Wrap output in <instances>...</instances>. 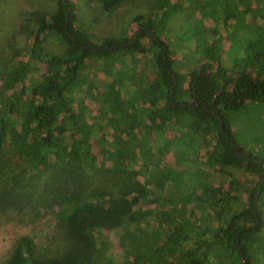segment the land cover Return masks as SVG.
I'll use <instances>...</instances> for the list:
<instances>
[{
  "label": "trees",
  "instance_id": "16d2710c",
  "mask_svg": "<svg viewBox=\"0 0 264 264\" xmlns=\"http://www.w3.org/2000/svg\"><path fill=\"white\" fill-rule=\"evenodd\" d=\"M50 1L54 13H33L0 39V223L47 220L50 231L41 242L15 239L0 264L257 262L244 244L264 228V134L254 139L258 150L245 149L232 124L251 107L264 109V54L244 40L259 31L264 39V0H148L130 34L98 43L77 26L76 3ZM84 1L97 19L126 0ZM176 13L184 17L180 58L161 39ZM48 38L57 50L45 52ZM149 44V82L112 74L115 64L137 67ZM231 47L244 62L226 67ZM93 58L112 66L101 91L85 72ZM109 77L125 99L106 95ZM252 120L245 117L246 128L264 127ZM162 147L181 166L155 159Z\"/></svg>",
  "mask_w": 264,
  "mask_h": 264
},
{
  "label": "rangeland",
  "instance_id": "374dc122",
  "mask_svg": "<svg viewBox=\"0 0 264 264\" xmlns=\"http://www.w3.org/2000/svg\"><path fill=\"white\" fill-rule=\"evenodd\" d=\"M72 2L76 3L77 5V26L80 29H83L87 31L90 36L91 40L94 43H98L103 37L105 36H122L124 34H130L133 29L136 28V24L133 21V18L135 15H138L139 13L145 11L147 9L148 0H126L123 2V4L114 12H112L109 15H97V19L95 18V12L90 7L86 6L84 0H71ZM251 7H254V2L252 1ZM47 12V13H54L55 12V5L50 0H0V39H4L5 35L4 33H10L14 29L17 28V26L27 19H30L32 17L33 13L38 12ZM248 19V18H247ZM184 20L183 14L176 13L175 16L170 20L168 24V32L164 36H161V39L165 42H169L170 40V47L171 49L176 53V58H180L183 56L184 53H186L185 50L182 51L183 44L182 40L179 38V33L176 31V27L180 25ZM246 20V19H245ZM211 25V22H206V26L209 27ZM238 28H242L243 26H237ZM254 34V33H253ZM258 39L250 41L245 40L246 47L259 48L260 52L264 54V39H262L261 31L257 33ZM177 41L179 47L172 45L171 42ZM253 41L255 43H253ZM229 45L228 40L222 41V48L226 49ZM45 52L55 51L57 50L55 42L52 40V38H48L46 42L43 44ZM192 48V47H191ZM202 48L198 47L196 49L192 50L194 52H197ZM148 56L143 58V62L138 63L137 67H126L123 71L119 68L117 64L114 65V70L111 71L112 66H110L111 63L107 62L105 66H103L101 61H97L94 58L88 59L85 66V72L88 75L89 79H92L96 85L100 88L98 90L101 91V88L104 85V82L107 80L106 75H108V72L111 71L113 75H123V76H130L133 75L135 77L139 74L142 76L143 82H149L151 77V73L149 72V66H148V59L149 56L154 54V46L152 44H149L148 47ZM201 51V50H200ZM244 52H238L236 48H230L228 52H224V63L226 64V67H229L235 59L239 60L240 62H244V60H240L239 58L243 56ZM26 54H22V58H25ZM187 65V60L183 61V63L180 65L181 68L185 67ZM127 70V71H126ZM132 77V78H133ZM110 79V86L107 90H105V93L107 96H112V99L116 101H120L121 99H125L123 95L119 94V90L117 85H114L115 80L111 77ZM2 74H0V86L2 85ZM118 96V97H117ZM114 102V101H113ZM117 102V103H118ZM85 104L87 105V109L89 111V121L93 119H96V116L99 115V111L97 110V107L95 104H92L88 100H85ZM248 117V122L250 120L254 122L252 119H262L264 123V109H261L258 106L251 107L250 110H247L245 112H242L239 116L235 115L233 117V124H232V131L234 134H236V138L242 140L243 144L245 145L244 148L246 149L247 146L251 145L253 143L254 149H259V142H255V137L263 135L264 133V127H255L254 123H250L245 127V117ZM173 132L167 131L164 135L165 138H171L173 136ZM243 135L246 137L247 142L250 144H246V142L242 139ZM153 134L151 135L152 138ZM243 137V138H245ZM161 144V142H160ZM258 144V145H256ZM154 146V144H152ZM263 147V146H262ZM154 148V147H153ZM164 147L161 148V152L158 153V156L155 157L157 159L160 157V163L164 165H169L172 168H177L178 166H181V163L178 160H175L173 157V152H163ZM201 158L200 165L205 164V157L203 154H200ZM214 175L217 176L218 172L221 170L218 166H215L211 168ZM239 177L243 180L244 175L237 174ZM139 180H142V176H138ZM248 183V182H247ZM169 184V181L167 182V185ZM166 185V186H167ZM151 185H148L147 188H150ZM225 187H223L224 189ZM183 204V202H182ZM154 206V202H151L149 204L142 205L143 209H150ZM262 217H263V227H264V208L262 209ZM50 226V223L47 220H44L42 223L37 224L35 226H24L20 224H15L13 222L10 223H0V260L3 256L8 253L9 248L11 247L13 241L20 236L28 235L32 237L37 242H41L42 239L45 238V236L50 231L48 228ZM114 242L117 241V239L112 238ZM244 248L246 251V254L249 258H253L254 256L257 258V262L254 264H264V228L260 229L257 234V239L254 242H246L244 244ZM223 264V263H222Z\"/></svg>",
  "mask_w": 264,
  "mask_h": 264
},
{
  "label": "water",
  "instance_id": "95a60500",
  "mask_svg": "<svg viewBox=\"0 0 264 264\" xmlns=\"http://www.w3.org/2000/svg\"><path fill=\"white\" fill-rule=\"evenodd\" d=\"M162 48H165L164 44H162ZM173 82H175V76L174 75H173ZM194 106H196V105H194ZM257 225H258V222L255 223L254 227H256ZM242 260H243V258H242Z\"/></svg>",
  "mask_w": 264,
  "mask_h": 264
}]
</instances>
